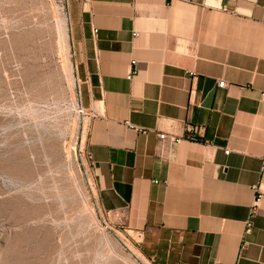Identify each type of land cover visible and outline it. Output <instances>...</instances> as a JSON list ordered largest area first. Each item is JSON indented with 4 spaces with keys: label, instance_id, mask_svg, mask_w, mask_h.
Returning <instances> with one entry per match:
<instances>
[{
    "label": "crops",
    "instance_id": "obj_1",
    "mask_svg": "<svg viewBox=\"0 0 264 264\" xmlns=\"http://www.w3.org/2000/svg\"><path fill=\"white\" fill-rule=\"evenodd\" d=\"M69 14L101 211L160 263L264 264V0H69ZM187 126L205 132L160 158L158 134Z\"/></svg>",
    "mask_w": 264,
    "mask_h": 264
},
{
    "label": "rangeland",
    "instance_id": "obj_2",
    "mask_svg": "<svg viewBox=\"0 0 264 264\" xmlns=\"http://www.w3.org/2000/svg\"><path fill=\"white\" fill-rule=\"evenodd\" d=\"M74 46L69 2L0 0V264H146L97 203Z\"/></svg>",
    "mask_w": 264,
    "mask_h": 264
},
{
    "label": "built area",
    "instance_id": "obj_3",
    "mask_svg": "<svg viewBox=\"0 0 264 264\" xmlns=\"http://www.w3.org/2000/svg\"><path fill=\"white\" fill-rule=\"evenodd\" d=\"M63 1H65L66 3L69 2V0H63ZM93 33L96 36L97 33H98V30H93ZM136 36H137V34H136ZM136 65H137L136 62H132L131 70L129 72V75L127 76L128 80H132L134 78V76L137 75L138 69H137ZM218 87L219 88H225L226 87V82L220 81L218 83ZM260 100L262 102H264V92H262L260 94ZM81 113L85 115V111H84V109L82 107H81ZM204 132H205V128L202 127V126H187L186 127V135H185V137L171 135V134H168L166 132H161V133L158 134L157 155L160 158H164L165 153H166V151L168 150V148L170 146L179 145V144H181L183 142H192V143L198 142L199 141L198 136L199 135L200 136L203 135ZM142 133L143 134H147L148 132L146 130H142ZM87 158H88L90 164L92 165V167L94 168L95 165L93 163L92 156L88 152H87ZM263 169H264V158H263ZM258 201L259 200H257L256 204L258 203ZM250 230H251V227H250V224H248L247 233H249ZM137 246L139 247V244H137ZM143 260H144V262L146 264H172L170 262H165V263L157 262L155 260V258H148V259L145 258Z\"/></svg>",
    "mask_w": 264,
    "mask_h": 264
},
{
    "label": "bare ground",
    "instance_id": "obj_4",
    "mask_svg": "<svg viewBox=\"0 0 264 264\" xmlns=\"http://www.w3.org/2000/svg\"><path fill=\"white\" fill-rule=\"evenodd\" d=\"M61 6V5H60ZM62 7V6H61ZM79 106V105H78ZM79 109H80V106H79ZM142 259H145L144 257Z\"/></svg>",
    "mask_w": 264,
    "mask_h": 264
}]
</instances>
